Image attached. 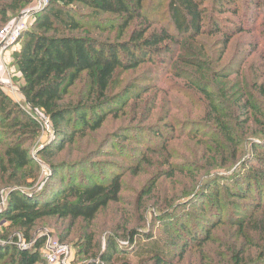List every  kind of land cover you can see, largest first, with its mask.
Returning <instances> with one entry per match:
<instances>
[{"label": "rangeland", "instance_id": "374dc122", "mask_svg": "<svg viewBox=\"0 0 264 264\" xmlns=\"http://www.w3.org/2000/svg\"><path fill=\"white\" fill-rule=\"evenodd\" d=\"M195 1L204 18L191 34L177 31L172 0H125L129 12L74 3L75 35L121 43L135 32L167 29L172 39L137 67L114 73L107 94L121 103L105 106L112 111L95 131L66 142L44 132L33 111L39 126L31 128L9 131L0 118V193L41 191L52 179L38 152L57 143L62 149L52 148L45 161L67 164L77 181L121 180L119 201L94 220L43 217L30 232L34 242L50 234L68 244L70 264L100 260L112 239L119 249L109 264H157L135 253L148 236L169 264H264V176L247 179L264 171V0ZM8 22L0 20V28ZM14 81L20 88L21 79ZM96 87L95 73L83 72L63 103L90 104ZM15 142L35 159L19 172L4 154ZM9 225L1 237L27 240L25 230Z\"/></svg>", "mask_w": 264, "mask_h": 264}, {"label": "trees", "instance_id": "16d2710c", "mask_svg": "<svg viewBox=\"0 0 264 264\" xmlns=\"http://www.w3.org/2000/svg\"><path fill=\"white\" fill-rule=\"evenodd\" d=\"M95 1L98 2L99 7L109 12L117 10L129 12L125 0H116L117 2L49 0L48 4L37 13L38 17L33 25L35 30L29 28L23 34L25 39L22 46L13 55L14 67L21 74L20 89L26 103L33 109L42 110L50 118L55 140L63 139L71 142L77 133L99 129L112 111L108 106L105 109V106L112 102L121 103L116 101L117 96L110 97L107 94L114 73L120 68L137 67L151 58L153 48L172 39L167 29L148 35H145V31L135 32L130 40L121 43L101 42L75 35L73 32L79 29V23L75 19L72 6L74 3L93 5ZM172 1L170 11L177 31L180 34L200 31L204 17L197 2ZM31 2L32 0H0V20L8 22L16 12ZM59 26L64 27V30ZM69 31L70 33H67ZM83 72L95 73L97 97L90 104L79 101L76 104L66 105L63 103L65 96ZM114 105L118 106V104ZM30 117L28 111L14 102L0 85V118L6 122L4 127L13 131L39 126L37 121ZM68 128L72 132H68ZM161 134L156 133L157 136ZM57 144V146L42 147L38 152L40 159L50 167L52 181L35 193L17 188L10 190L6 207L0 212V224L5 220L0 231H4L3 228L9 223L11 227L25 230L27 241H32L30 232L43 217L53 216L72 220L81 218L92 221L100 209L107 207L110 202L119 201L122 190L120 178L115 177L110 182H102L90 175L77 181L74 175H69L70 169L67 164L45 161V155L52 154V148L62 149L63 145ZM4 154L7 164L15 172L35 164L30 151L20 142L7 145ZM66 173L69 175L68 179ZM258 173L264 176V171H253L247 179L258 180ZM251 191L250 186L246 191L240 189V193L246 195ZM13 237L0 236V264H39L45 261L41 254L44 238L37 239L29 249H20L17 246L18 236ZM140 238L144 237L140 236ZM145 238H148L145 243H137L138 249L135 250L137 256L154 260L157 264L171 263L170 255L158 241L152 240L153 237L150 236ZM118 249L119 246L112 239L107 252L101 254L100 260L94 258L83 264H109Z\"/></svg>", "mask_w": 264, "mask_h": 264}, {"label": "built area", "instance_id": "2783aa9c", "mask_svg": "<svg viewBox=\"0 0 264 264\" xmlns=\"http://www.w3.org/2000/svg\"><path fill=\"white\" fill-rule=\"evenodd\" d=\"M49 0H33L28 7L23 9L17 17L8 22L4 27L0 29V61L3 60L4 54L12 48L16 49V46L19 44L23 34L29 30L30 22L33 18L36 17V14L42 10ZM18 74L16 69L13 70L11 66L4 63L0 67V85L3 87L5 92L11 98H15L16 102L26 111H33L36 113L43 131L46 133L53 132V125L50 118L39 109H33L29 104L21 99H16L18 96H22L21 89L15 83L14 77ZM37 121V120H36ZM8 194L5 191L0 193V212L4 210L8 202ZM5 224L3 220L0 224V227ZM34 239L32 241H27L21 236L17 239V246L20 249H29L33 247ZM41 254L43 258L47 261L48 264H70V247L68 244L61 242L55 236L47 234V238L43 246L41 247Z\"/></svg>", "mask_w": 264, "mask_h": 264}, {"label": "crops", "instance_id": "0c3cea01", "mask_svg": "<svg viewBox=\"0 0 264 264\" xmlns=\"http://www.w3.org/2000/svg\"><path fill=\"white\" fill-rule=\"evenodd\" d=\"M14 51H16V49L15 48H12V49H9L5 54H4V57H3V60L1 59V61H0V67H2V65H4V63H6V64H8L9 66H11L12 68H13V70L15 69V67H14V62H15V60H14ZM13 64V65H12ZM16 76H18L19 78L21 77V74L20 73H18ZM15 76V77H16ZM23 96V97H22ZM22 96H20V97H16V99H21L22 101L23 100H25V99H23V98H25L24 97V95H22ZM12 100H14L15 102H16V100H15V98H12ZM25 102H26V100H25Z\"/></svg>", "mask_w": 264, "mask_h": 264}]
</instances>
